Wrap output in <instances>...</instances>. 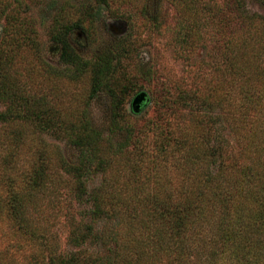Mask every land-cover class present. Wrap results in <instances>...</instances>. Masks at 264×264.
I'll list each match as a JSON object with an SVG mask.
<instances>
[{
    "label": "rangeland",
    "instance_id": "1",
    "mask_svg": "<svg viewBox=\"0 0 264 264\" xmlns=\"http://www.w3.org/2000/svg\"><path fill=\"white\" fill-rule=\"evenodd\" d=\"M6 1L19 7L34 40L15 51V77L30 97L43 100L47 116L68 124L85 115L101 132L104 166L93 164L82 177L69 172L66 164L79 163L80 149L60 123L50 128L29 117L0 122V264H49L77 252L119 264V234L126 237L130 229L118 216L92 220L87 193L116 199L137 191V183L143 195L172 192L178 182L186 186L187 152L170 150L163 141L169 130L192 135L189 147L225 149L227 161L247 163L237 152L232 113L252 110L249 124L264 131L263 0ZM13 26L0 18V42ZM56 28L66 31L78 62L61 59L50 37ZM104 55L109 69L95 89ZM236 64L245 66L238 71ZM242 84L259 97L257 111L243 103ZM141 91L148 102L134 113L131 102ZM208 161L216 170L217 153ZM11 194L20 211L14 220L7 212ZM92 221L95 238L75 244L71 237ZM167 258L142 264H169Z\"/></svg>",
    "mask_w": 264,
    "mask_h": 264
},
{
    "label": "trees",
    "instance_id": "2",
    "mask_svg": "<svg viewBox=\"0 0 264 264\" xmlns=\"http://www.w3.org/2000/svg\"><path fill=\"white\" fill-rule=\"evenodd\" d=\"M2 17L7 24L14 23V29L8 38L0 42V102L5 106L0 110V122L29 117L50 128L60 123L69 142L80 149L79 163L66 164V169L82 177L93 170V164L103 167L104 161L98 157L102 150L101 132L90 126L85 115L77 122L64 123L61 118L47 116L41 98L35 99L25 92L12 71V65L19 46L26 43L34 45V40L27 33L26 17L19 13V7H12L11 2L0 0ZM62 29L56 28L50 37L59 44L61 59L76 63L79 61L78 54L69 45L65 38L66 31ZM102 60L103 64L96 70L98 78L109 69L108 57L104 55ZM236 65L238 71L245 66ZM100 78L95 89L100 85ZM242 85L239 92H242L243 103L257 111L259 97L253 96L247 84ZM239 108L241 110V106ZM250 111L232 113L237 152L240 158L247 161L246 164L236 159L227 161L225 149L203 148L199 142L195 147H189L188 141L190 136L193 140L192 135L185 133L184 136L183 132L175 136L174 131L169 130L163 141L168 146L171 144L170 150L177 153L185 149L187 152V165L182 166L186 186L178 182L172 192L143 195L139 193L143 185L137 183L139 191L128 196L119 193L116 199L114 195L103 196L95 190L87 193L86 200L91 201L93 206L92 220L118 216L119 223L130 229L125 233L126 237L119 234V264H142L144 258H155L159 262L162 257L172 258L169 264H191L190 257L195 256L192 253L196 254L193 261L196 264H264L261 263L264 252V131L251 127ZM163 145L161 142L159 148L165 154L167 148ZM214 152L217 153V168L212 171L208 160ZM94 158L99 159L95 161ZM36 174L41 176V170H35ZM15 200H18L17 197L11 194L7 212L13 220L19 218L20 213ZM118 205L119 211L116 208ZM136 220L139 223L134 226ZM93 223L75 233L72 241L80 245L88 237L95 238ZM132 235L135 237L131 239ZM113 252L117 254L116 249ZM147 254L150 255L149 259L145 257ZM210 259H213L211 263ZM49 264L118 263L111 257L89 259L77 252L69 257L58 256L51 259Z\"/></svg>",
    "mask_w": 264,
    "mask_h": 264
},
{
    "label": "water",
    "instance_id": "3",
    "mask_svg": "<svg viewBox=\"0 0 264 264\" xmlns=\"http://www.w3.org/2000/svg\"><path fill=\"white\" fill-rule=\"evenodd\" d=\"M148 98L145 92L141 91L137 93L131 102L132 111L139 113L141 109L147 104Z\"/></svg>",
    "mask_w": 264,
    "mask_h": 264
}]
</instances>
